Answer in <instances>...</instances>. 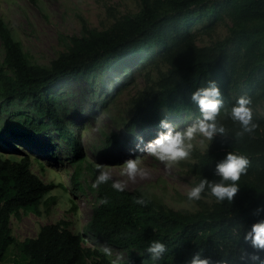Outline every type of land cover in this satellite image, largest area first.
Returning <instances> with one entry per match:
<instances>
[{
	"label": "trees",
	"instance_id": "obj_1",
	"mask_svg": "<svg viewBox=\"0 0 264 264\" xmlns=\"http://www.w3.org/2000/svg\"><path fill=\"white\" fill-rule=\"evenodd\" d=\"M138 1L141 8L137 13L125 14L103 30L89 28L82 19V33L68 36L66 49L48 66L31 62L22 43L0 18L4 50L0 111L15 106L10 115H21L15 121L8 119L4 131L28 137L43 134L53 126L71 145L77 161H83L81 146L64 120L51 85L63 76L116 67L124 59L153 48L159 49L156 57L168 68L155 88L135 98L132 115L124 123L127 133L137 126L160 127L162 108L174 114L192 111L200 117L191 93L208 80L217 83L229 110L238 98L229 100L225 90L232 89L241 75L252 89L251 99L264 101V0ZM220 13L231 20L229 34L213 46L197 45L191 26L206 18L209 22L217 20ZM17 101H29L30 114L21 112ZM252 112L255 129L237 137L239 124L222 110L217 120L225 133L209 141L208 148L191 165L194 184L202 178L218 180L215 166L228 152L246 156L247 172L238 181L240 188L232 202H219L212 196L211 205L185 212L141 191H117L110 180L96 187L99 203L83 231L72 230L67 222L59 220L42 225L35 237L21 242L12 235L10 216L37 210L54 185L33 171L34 163H39L35 158L7 154L0 143V264L5 263L11 245L18 248L24 260L13 258L8 264H113L98 243L126 249L129 255L122 264H153L145 249L156 239L168 246L159 264H188L200 250L210 258V264H264V250L254 249L242 239L244 231L264 219V114ZM97 168H91L93 181ZM138 198L146 203H136ZM131 249L139 254H132ZM252 256L259 259L252 260Z\"/></svg>",
	"mask_w": 264,
	"mask_h": 264
},
{
	"label": "rangeland",
	"instance_id": "obj_2",
	"mask_svg": "<svg viewBox=\"0 0 264 264\" xmlns=\"http://www.w3.org/2000/svg\"><path fill=\"white\" fill-rule=\"evenodd\" d=\"M222 1V0H217ZM138 0H0V18L8 25L15 39L22 43L31 62L48 66L61 51L66 49L68 36L82 33V19L89 28L103 30L128 13L140 10ZM231 20L220 13L217 20L208 18L191 26V34L199 46H213L229 34ZM159 49L153 48L123 60L116 67L106 66L74 76H63L51 85V93L58 97L67 126L81 146L85 158L77 161L71 145L62 139L53 126L43 134L12 136L4 131L8 119L16 120L21 115L0 111V143L7 154H29L39 163L33 171L54 187L45 195L37 210L10 216L12 235L21 242L37 235L42 225L64 220L70 229L83 231L97 205L96 187H93L92 166L102 167L113 180L125 183L126 189L141 191L159 199L175 210L191 212L211 205L214 198L201 195L197 201H189L187 192L195 179L191 165L196 156L208 148L209 141L197 136L193 140L190 157L171 167L143 151L162 129L158 126H137L131 133L124 123L131 117L135 98L156 87L160 75L168 66L156 57ZM4 50L0 41V67ZM11 73V72H8ZM241 75L232 89H227V98L234 101L252 92L248 81ZM252 109L264 114V101L251 99ZM21 112L30 114L29 101H17ZM162 119H168L182 130L199 117L194 112L177 114L160 109ZM115 139V141H113ZM113 141V142H112ZM142 161L147 175L130 179L122 174L123 163L129 158ZM75 174V179H74ZM78 182L79 186L75 185ZM62 184V186L60 185ZM98 248L108 249L107 255L113 264H122L128 251L111 244L98 243ZM132 254L138 251L129 250ZM105 252V251H104ZM15 258L23 262V254L11 245L4 264Z\"/></svg>",
	"mask_w": 264,
	"mask_h": 264
},
{
	"label": "clouds",
	"instance_id": "obj_3",
	"mask_svg": "<svg viewBox=\"0 0 264 264\" xmlns=\"http://www.w3.org/2000/svg\"><path fill=\"white\" fill-rule=\"evenodd\" d=\"M191 101L196 104L200 111V117L182 130H178L177 126L168 119L160 121L162 131L149 141L143 148V151L157 160L164 162L167 167H171L178 161L184 160L191 156L193 151V140L197 136L212 141L217 134H224L225 128L219 124L217 117L223 110L226 115L237 122L240 131L236 133L237 137L243 136L245 133H251L256 124L253 122V112L250 107L252 101L248 96H240L236 103L227 109L224 105L222 93L214 80H208L205 86L196 88L191 93ZM142 161L137 158H129L123 163L122 174L127 175L130 179H134L137 175L145 176L147 172L141 165ZM249 160L246 156L230 151L224 159L219 161L215 166V175L218 180H210L202 178L194 183L187 192L189 201H197L201 199L202 193L210 194L217 201L232 202L239 191L241 176L247 172ZM112 180V187L117 191L125 190V183L113 180L112 176L102 167L97 168V175L93 183V187L100 184L108 183ZM105 201H101L104 203ZM138 204H145V200L138 198ZM264 211V209H261ZM240 235L238 231V236ZM242 239L246 243H250L252 248L264 250V219L254 222L246 231L242 233ZM105 253L108 249H104ZM148 257L153 264H159L161 259L168 252V246L162 240H152L145 249ZM252 260L259 259L252 256ZM188 264H210V258L203 255V251H197L193 254Z\"/></svg>",
	"mask_w": 264,
	"mask_h": 264
}]
</instances>
